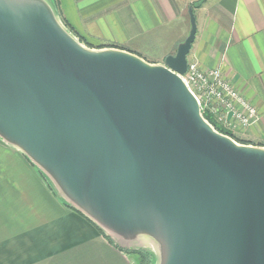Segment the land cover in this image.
<instances>
[{
  "label": "water",
  "instance_id": "1",
  "mask_svg": "<svg viewBox=\"0 0 264 264\" xmlns=\"http://www.w3.org/2000/svg\"><path fill=\"white\" fill-rule=\"evenodd\" d=\"M188 13L152 63L85 47L45 0H0V137L115 241L151 238L156 264H264V147L203 117Z\"/></svg>",
  "mask_w": 264,
  "mask_h": 264
},
{
  "label": "crops",
  "instance_id": "2",
  "mask_svg": "<svg viewBox=\"0 0 264 264\" xmlns=\"http://www.w3.org/2000/svg\"><path fill=\"white\" fill-rule=\"evenodd\" d=\"M65 27L95 48L115 47L152 63L195 38L188 61L217 68L257 111L235 134L264 147V0H54ZM146 43H149L148 45ZM110 238V240L108 239ZM0 264H137L134 254L68 205L43 172L0 137Z\"/></svg>",
  "mask_w": 264,
  "mask_h": 264
},
{
  "label": "built area",
  "instance_id": "3",
  "mask_svg": "<svg viewBox=\"0 0 264 264\" xmlns=\"http://www.w3.org/2000/svg\"><path fill=\"white\" fill-rule=\"evenodd\" d=\"M189 90L198 100L202 111L204 106L214 113L223 127H248L257 119L255 107L223 77L217 68L202 69L196 62L188 61L182 75ZM214 102V105L211 103Z\"/></svg>",
  "mask_w": 264,
  "mask_h": 264
},
{
  "label": "rangeland",
  "instance_id": "4",
  "mask_svg": "<svg viewBox=\"0 0 264 264\" xmlns=\"http://www.w3.org/2000/svg\"><path fill=\"white\" fill-rule=\"evenodd\" d=\"M48 4H50L51 6H53V4H54V0H45ZM56 14H57V12H56ZM81 43L85 46V47H87V48H89V49H97V48H95V47H91L90 45H88L87 43H85L84 41H81ZM147 45L149 44V43H146ZM159 51V49H141V52H143L144 53V56H145V58L147 59V60H152V58H154L156 55H157V53L156 52H158ZM145 59V60H146ZM201 103H202V105H203V109H202V114H203V112H206V113H209V114H211L212 116H214L215 117V119H216V116L214 115V113L213 112H211L209 109V105H207V107L209 108H207V107H205L204 106V104H205V101H204V99L202 98V100H201ZM215 103L214 102H212L211 103V105H214ZM216 105V104H215ZM216 121H217V119H216ZM218 122V121H217ZM219 123V122H218ZM239 126V125H238ZM239 127H241V126H239ZM223 128H225V129H227V130H229L231 133H233L236 137L238 136L237 134H235V128H237V126L236 127H233V128H231V127H223ZM241 128H246V127H241ZM237 138H239V137H237ZM234 139V138H233ZM241 139V138H240ZM235 140V139H234ZM237 141V140H236ZM237 142H239V141H237ZM239 143H242V144H251V145H255V146H261V147H263L260 143L259 144H254V143H249V142H247V143H245V142H239ZM49 180L51 181V183L53 184V186H55V184L52 182V180L49 178ZM56 187V186H55ZM107 233H109V232H107ZM115 239H116V241H118L123 247H124V249H127V250H134V249H143V250H146V251H148V252H150L151 253V255H152V261H151V264H156V262H157V260H158V255H159V250H158V245L151 239V238H149L148 236H145V235H141V236H138L134 241H125V240H123V239H121V238H118V237H115V236H113Z\"/></svg>",
  "mask_w": 264,
  "mask_h": 264
},
{
  "label": "trees",
  "instance_id": "5",
  "mask_svg": "<svg viewBox=\"0 0 264 264\" xmlns=\"http://www.w3.org/2000/svg\"><path fill=\"white\" fill-rule=\"evenodd\" d=\"M80 41H83L81 37H79ZM203 117L220 133L229 135L230 137L234 138L235 140L239 142H245L247 143L248 141L244 139L237 138L233 133H231L229 130L223 128L222 125H220L214 116H212L209 113L203 112ZM95 224V223H94ZM96 225V224H95ZM97 226V225H96ZM99 230L102 231L100 227L97 226ZM110 240V238L108 237ZM127 253L134 254L136 259H137V264H151L152 261V255L150 252L143 250V249H134V250H127L124 249Z\"/></svg>",
  "mask_w": 264,
  "mask_h": 264
}]
</instances>
